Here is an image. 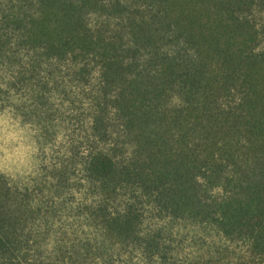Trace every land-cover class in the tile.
Segmentation results:
<instances>
[{
    "label": "trees",
    "instance_id": "trees-1",
    "mask_svg": "<svg viewBox=\"0 0 264 264\" xmlns=\"http://www.w3.org/2000/svg\"><path fill=\"white\" fill-rule=\"evenodd\" d=\"M0 72L86 102L102 239L0 177V264H264V0H0Z\"/></svg>",
    "mask_w": 264,
    "mask_h": 264
},
{
    "label": "rangeland",
    "instance_id": "rangeland-1",
    "mask_svg": "<svg viewBox=\"0 0 264 264\" xmlns=\"http://www.w3.org/2000/svg\"><path fill=\"white\" fill-rule=\"evenodd\" d=\"M10 79L9 73L0 72V136L5 116L19 120L21 127H29L27 143L32 144L35 151L31 153L28 168L15 176L0 171V177L16 191L25 192L24 197L32 205L38 206L45 201L54 206L49 211L53 215L42 214L38 219L34 218V213L26 215L32 221L49 222L50 231L42 229L39 232L52 237L58 233L69 238L79 237L101 246L102 239L85 220L87 206L95 197L89 189L84 165L91 148L87 145L90 121L86 102L72 104L69 97L62 100L52 93L48 105H39L34 102L31 91H11ZM32 229L36 236L37 228L32 225ZM48 240L46 249L54 254L55 242L51 237Z\"/></svg>",
    "mask_w": 264,
    "mask_h": 264
},
{
    "label": "clouds",
    "instance_id": "clouds-1",
    "mask_svg": "<svg viewBox=\"0 0 264 264\" xmlns=\"http://www.w3.org/2000/svg\"><path fill=\"white\" fill-rule=\"evenodd\" d=\"M3 135L0 136V171L15 176L28 168L31 153L35 151L29 140V127L20 126L19 120H10L7 116L3 118Z\"/></svg>",
    "mask_w": 264,
    "mask_h": 264
}]
</instances>
